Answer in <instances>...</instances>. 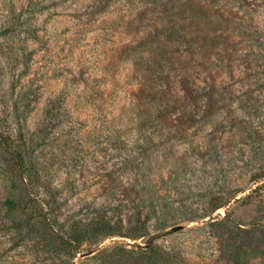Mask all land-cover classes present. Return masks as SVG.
I'll use <instances>...</instances> for the list:
<instances>
[{"label":"rangeland","instance_id":"obj_1","mask_svg":"<svg viewBox=\"0 0 264 264\" xmlns=\"http://www.w3.org/2000/svg\"><path fill=\"white\" fill-rule=\"evenodd\" d=\"M236 255L264 264V0H0V264Z\"/></svg>","mask_w":264,"mask_h":264},{"label":"trees","instance_id":"obj_2","mask_svg":"<svg viewBox=\"0 0 264 264\" xmlns=\"http://www.w3.org/2000/svg\"><path fill=\"white\" fill-rule=\"evenodd\" d=\"M1 142H2V144L9 150V151H11L13 154H15L16 155V160H18L19 162H20V165H21V167H23V165H24V162H23V156L21 155V153L20 152H18L17 151V149H15L16 147H15V144L13 143V141L11 140V139H9V138H7V139H2L1 140ZM16 150V151H15ZM150 188H152L153 187V184L152 183H150V181H149V184H147ZM12 204V206L14 205V206H17L18 208H20L21 210H26L30 205H29V202H25V203H17V204H15V203H11ZM224 207V205L223 206H218V207H215L214 208V211H216V210H218V209H220V208H223ZM213 211V212H214ZM39 217H41V215H39ZM212 224H215V222H213ZM141 225H143V224H141ZM140 225V226H141ZM145 225H143L142 227H141V229L140 230H142V231H140L139 233H138V235H136V237H133L132 239H137V238H141V237H143L144 236V231H145ZM142 252H145V251H150L149 252V255L151 256V258H156V262H162V261H159V259H162L163 258V255L161 254V253H159L158 252V248H151V247H147L146 249H143V250H141ZM234 258V264H243V261H242V259H241V257L239 256V255H236L235 257H233Z\"/></svg>","mask_w":264,"mask_h":264},{"label":"water","instance_id":"obj_3","mask_svg":"<svg viewBox=\"0 0 264 264\" xmlns=\"http://www.w3.org/2000/svg\"><path fill=\"white\" fill-rule=\"evenodd\" d=\"M182 226H175V227H172L170 230L167 231V234H173V233H176L180 230H182Z\"/></svg>","mask_w":264,"mask_h":264}]
</instances>
